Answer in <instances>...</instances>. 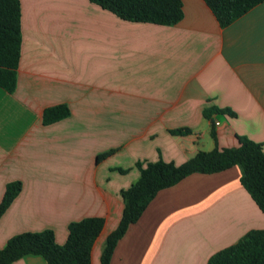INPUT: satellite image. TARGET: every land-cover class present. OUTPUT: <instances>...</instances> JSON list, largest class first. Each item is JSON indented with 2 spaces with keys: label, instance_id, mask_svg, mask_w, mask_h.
I'll return each instance as SVG.
<instances>
[{
  "label": "crops",
  "instance_id": "crops-1",
  "mask_svg": "<svg viewBox=\"0 0 264 264\" xmlns=\"http://www.w3.org/2000/svg\"><path fill=\"white\" fill-rule=\"evenodd\" d=\"M18 1L15 88H0V202L8 184L21 189L0 217V248L46 230L63 245L70 223L100 217L90 255L100 264L137 164L179 166L200 151L236 148L239 138L264 151V1L226 28L203 0H180L173 26L123 21L88 0ZM61 105L69 116L44 125L43 112ZM212 107L232 116L213 114L211 122L203 111ZM180 129L190 134H170ZM239 179L232 167L160 190L109 264H207L264 230ZM12 264L47 263L27 255Z\"/></svg>",
  "mask_w": 264,
  "mask_h": 264
},
{
  "label": "trees",
  "instance_id": "trees-1",
  "mask_svg": "<svg viewBox=\"0 0 264 264\" xmlns=\"http://www.w3.org/2000/svg\"><path fill=\"white\" fill-rule=\"evenodd\" d=\"M118 19L133 23L173 26L183 16L180 0H88ZM221 28L231 25L264 0H203ZM21 48L20 4L18 0H0V88L12 93L15 88V70ZM213 114H228V110L215 107L203 111L212 122ZM69 116L66 106L46 109L42 123L48 125ZM232 116V115H231ZM172 135L190 134L187 129L171 131ZM211 139L216 142L214 131ZM107 152L97 156L96 162L110 156ZM232 167L240 170V184L264 216V151L261 144L239 138L236 148H214L198 152L182 165L176 166L158 160L155 163L137 164L138 180L120 192L124 208L120 221L105 240L100 264H109L113 249L128 227L138 221L157 192L169 188L191 174H215ZM121 174L126 171L118 169ZM21 189L19 182L6 186L0 202V217ZM104 225L100 217H88L72 222L67 227L63 245L55 242L51 231L22 233L11 237L0 248V264H12L27 255L41 256L47 264H90L93 244ZM207 264H264V230H253L236 244L210 257Z\"/></svg>",
  "mask_w": 264,
  "mask_h": 264
},
{
  "label": "built area",
  "instance_id": "built-area-1",
  "mask_svg": "<svg viewBox=\"0 0 264 264\" xmlns=\"http://www.w3.org/2000/svg\"><path fill=\"white\" fill-rule=\"evenodd\" d=\"M215 126H218L219 125V123L218 122H215V124H214Z\"/></svg>",
  "mask_w": 264,
  "mask_h": 264
},
{
  "label": "rangeland",
  "instance_id": "rangeland-1",
  "mask_svg": "<svg viewBox=\"0 0 264 264\" xmlns=\"http://www.w3.org/2000/svg\"><path fill=\"white\" fill-rule=\"evenodd\" d=\"M238 168V167H237ZM239 169V168H238ZM240 171V170H239Z\"/></svg>",
  "mask_w": 264,
  "mask_h": 264
}]
</instances>
